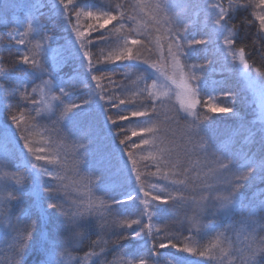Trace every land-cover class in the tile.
Listing matches in <instances>:
<instances>
[{
	"label": "snow or ice",
	"instance_id": "obj_1",
	"mask_svg": "<svg viewBox=\"0 0 264 264\" xmlns=\"http://www.w3.org/2000/svg\"><path fill=\"white\" fill-rule=\"evenodd\" d=\"M58 8L78 53L66 78L62 65L72 61L57 52L53 29L42 22L47 0H30L27 13L5 25L7 42L0 47L12 54L7 61L0 55V63L9 64L0 67V135L7 139L10 132L20 146L18 153L0 152V170L6 169L0 219L12 264H25L29 250L36 264H69L70 250L91 235L97 239L75 264H116L107 260L109 252L127 257L119 264H182L193 257L204 264H264V71L249 63L256 54L264 59V0H97L92 7L58 0ZM201 14L204 27L196 38L191 30ZM211 42L229 68L245 70L257 93L262 127L255 152L205 136L218 114L240 118L230 88L219 91L227 106L209 103L211 94L204 98L201 82L213 61L188 63L190 50ZM125 62L144 65L151 75ZM173 94L179 108L162 121L161 106ZM92 104L115 126L126 157L130 187L123 195L91 163V129L66 126ZM189 116L196 119L177 138L171 125L179 130ZM37 127L44 129L39 142L32 138ZM69 140L71 153L57 147ZM136 150L147 155L138 159ZM69 157L73 176L89 170V183L103 197L98 203L73 196ZM111 237V247H104Z\"/></svg>",
	"mask_w": 264,
	"mask_h": 264
},
{
	"label": "trees",
	"instance_id": "obj_2",
	"mask_svg": "<svg viewBox=\"0 0 264 264\" xmlns=\"http://www.w3.org/2000/svg\"><path fill=\"white\" fill-rule=\"evenodd\" d=\"M50 9L45 10V15L43 19V23H46L50 28L53 29L52 34L55 36L56 43L53 45L58 53H64L68 55L72 63L62 65L63 72L61 73V78L63 79L65 73H70L71 68L76 65V61L78 60V53L76 51L75 46L73 45V37L71 36L69 29L63 23L59 15L58 8V0H47ZM80 4L84 7H92L97 5V0H79ZM160 2V0H151V3L155 4ZM30 0H0V47H3L7 42V27L5 25H9L11 21L21 18L24 13V9H29ZM194 15V13H190ZM205 17L201 14V24L197 27L193 28L192 35L199 38L200 34H202L201 29H203ZM80 24H84L85 20L82 18L79 21ZM111 28V25H109ZM63 45V48L61 47ZM197 49L190 50V60L194 63L202 62L205 58L211 59L212 65L207 68L211 69L207 71L205 74L203 81H205L201 85L202 92H205L207 85L210 84L211 81L217 82V90L212 95L214 97L213 100L209 101V103H220L223 106H227L230 103L228 98L222 97L219 91H222L225 88H230L234 93L237 94V104L236 107L239 110V119L234 118L231 114L224 115L218 114V119L216 124L211 128L207 129L205 136L210 138V142H215L217 144L223 142L224 145L231 147L233 144L242 145L246 147H250L253 152L257 150L258 145L253 143V139L258 141L259 135L258 130L262 127V123L257 119V105L254 101H252L249 97L247 98L245 93L241 90V86L238 83V74L239 69L229 68V61L224 59V55L218 51V47L215 42H211L207 45H197ZM14 51V50H13ZM106 51V49H105ZM3 56L5 61L9 60L12 57V54L9 52L0 53ZM126 65L133 67L137 71H142L147 73L149 76L151 75V70L148 69L144 65L135 64L131 62H125ZM249 63H253L254 68H258L261 71H264V59L256 54L253 55L252 59L249 60ZM0 67L7 68L9 67L8 63H0ZM109 68H115L116 66H108ZM126 71V70H125ZM66 78V77H64ZM138 79L137 76H133V81ZM123 77H119L118 82L122 81ZM131 83V82H130ZM83 93L74 94V95H82ZM129 98H131V94H128ZM208 100V99H205ZM199 107V106H198ZM177 109L175 102H166L161 106V120L163 121L165 115L171 117L175 114ZM2 110V109H0ZM203 116V112H201V117ZM194 117L193 120H195ZM193 120L188 119V123H182L180 129L177 130V126L175 123L171 125V128L174 131H177V138L179 135H182L186 128L191 124ZM249 122H252V126L249 127ZM127 123V122H126ZM66 126L73 129V131L78 132L84 128H90V135L93 139L92 143V152L93 157L91 163L96 168L100 169L104 172L106 177H109L113 180V190L119 191L120 195H123L124 191H126L130 185L127 182L126 177V168L125 160L126 157L123 156L122 146L119 145V140L114 131L115 126L110 125L105 119V115L100 109L92 104L90 106H86L76 112L75 115L71 117L69 121L66 122ZM5 129V124L3 121V113L0 116V133ZM44 129L41 127H37L32 136L34 140L39 142L41 140V135L43 134ZM131 133V126H129V135ZM45 139L47 136L44 137ZM133 139L138 141V137H134ZM198 143V141H197ZM57 147L63 151H67L69 153L73 150L72 141L69 140L67 143L58 142ZM191 147V145H189ZM0 149H6L8 151L19 152L20 146L16 142V138L9 132L7 134V139H4L2 135H0ZM138 151L136 150L137 158L139 159ZM193 160L196 159L195 156L192 157ZM67 168L69 169L68 177L69 183L75 181L72 187L73 196H83L85 202H88L91 199L93 202L98 203L99 200L103 199L101 194L97 192L94 188H92L89 181L92 179L89 170L85 169L80 177L73 176L71 169L73 167V163L71 157H69ZM141 171L143 172V163L140 164ZM155 171V169H152ZM6 171V169H5ZM2 176V175H1ZM2 198V197H0ZM30 201H25V206H27ZM163 217H161V222H163ZM224 223H227V218H221ZM4 221L0 219V222ZM160 226V225H157ZM97 237L95 235H91L88 240H85L82 244L76 246L74 250H70L69 261L72 264H75V258H80L83 260L84 253L89 250V243L92 240H96ZM108 242L103 245L106 248L111 247V242L115 240V237H111L110 240L105 238ZM124 251H128V248H125ZM127 259V257H123V253L119 255L113 254L109 252L107 256L108 261H116V264H119L120 258ZM199 259H203L200 257H193L192 259H185L182 261V264H204L203 261H196ZM12 260V259H11ZM25 264H36V259L34 257V253L29 250V253L26 257Z\"/></svg>",
	"mask_w": 264,
	"mask_h": 264
},
{
	"label": "rangeland",
	"instance_id": "obj_3",
	"mask_svg": "<svg viewBox=\"0 0 264 264\" xmlns=\"http://www.w3.org/2000/svg\"><path fill=\"white\" fill-rule=\"evenodd\" d=\"M28 12V9H24V13H23V16ZM22 16V17H23ZM21 17V18H22ZM20 19V18H18ZM16 20V18H15ZM163 42V41H162ZM36 41H32V46L34 47ZM190 56V54H189ZM190 58V57H189ZM189 64H192L194 63L193 61H191L189 59L188 61ZM239 69V74H238V83L240 84L241 86V90L245 93L246 97L250 98L252 101L255 102V104L257 105L258 104V101L256 99L257 97V93L255 90H253L250 86H249V82H248V77L244 74L245 73V70L242 68V67H238ZM211 69H205V74L207 73V71H209ZM189 71H196L194 69H190ZM169 75H172L171 71H169ZM197 75H199V72L197 71ZM253 76L256 75L255 72L252 73ZM178 80V77H174ZM205 81L202 80L201 82V85L204 83ZM170 87L175 90V91H180V89H178L176 87V85L174 84H171V81L168 82ZM205 88L206 91L203 92L205 94L204 98L205 99H208V95L207 94H211L213 95L214 92H216V88H217V82L216 81H211L209 85H207ZM172 102H175L176 103V106H177V109L179 108V105H180V101L179 99L173 94L172 95V99H171ZM258 107V106H257ZM257 111L259 113L260 109L257 108ZM2 115V110H0V116ZM188 119L190 120H193L194 119V116H189ZM3 150L5 149H0V152H3ZM138 155L139 157L141 155H147V153H143L141 154L139 151H138ZM3 171L5 170H0V176L3 175ZM3 223L4 221L0 222V264H12V254L7 246V244L5 243L4 241V238H3V233H4V229H3ZM67 259V258H66ZM69 264H72L70 261H69Z\"/></svg>",
	"mask_w": 264,
	"mask_h": 264
}]
</instances>
